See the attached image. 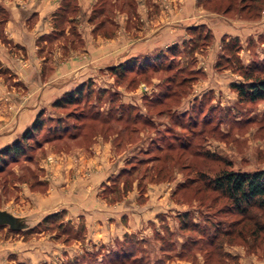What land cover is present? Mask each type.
<instances>
[{
  "label": "rangeland",
  "instance_id": "obj_1",
  "mask_svg": "<svg viewBox=\"0 0 264 264\" xmlns=\"http://www.w3.org/2000/svg\"><path fill=\"white\" fill-rule=\"evenodd\" d=\"M57 2L52 29L36 41V53L50 67L42 66L41 78L48 83L47 91L40 86L31 89L21 78L18 87L14 90L9 87L0 97L4 101L0 105V133H9V126L19 128L13 138H6L0 150L19 140L39 115L43 121L39 131L29 140H23L25 155L5 156L0 160V209L17 216L39 214L37 223L41 224L19 231L1 225L0 264H62L75 258L80 260L79 264H98L110 249L120 244L133 249L137 264H264V217L256 234L252 224H245L240 226L244 228L240 235L235 233L229 237L219 233L220 238L213 245L212 236L200 238L201 232L214 235L218 225L228 228L239 216L232 213L225 197L205 190L199 180L222 170L264 169V100L240 101L231 87L232 83L243 81L242 67H249L253 61H264V9L255 19L239 12L243 5L239 0L227 14L204 10L196 0L197 9L207 16L206 24L190 26L197 27L194 35L187 32L190 28L187 27L186 36L176 35L166 46L152 48L159 43L157 37H167L163 30L166 26L175 31L172 19L167 18L170 12L180 13L181 0ZM161 14L168 15L165 21H154ZM208 34L211 37L207 38ZM225 43L234 49L231 52L238 63L232 58L229 62L225 60L229 54ZM172 47H176L175 52L168 53L165 61H157L162 64L156 72L152 68L145 73L128 70L124 75L110 71L130 58L145 55L152 58L153 54ZM149 49L153 50L149 52ZM21 54L26 58V53L21 51ZM66 59L74 70L60 77L58 72L50 78L56 65ZM172 75L175 79L170 83L173 91L168 104L163 108L146 107L144 101L165 89L167 77ZM86 82L89 86L84 88L81 103L63 108L54 106L66 93ZM113 109H120L125 118L117 121L116 114L111 113ZM158 109L164 112L154 115L157 121L154 129L136 118ZM170 111L182 115L181 123L187 130L175 126L173 134L166 133L172 123ZM19 121L20 127H16ZM62 132L65 136L54 138ZM157 133L162 135L165 148L171 143L175 150H152L143 154ZM180 135L185 136V143L188 141L186 149L179 148L177 137ZM97 142L110 144L115 153L112 161L124 164L122 168L129 162L136 163L157 154L164 158L155 162L162 165L159 181L143 184V194L136 188L141 204L147 202L144 196L147 192L157 199L162 194L167 196L165 211L155 223H149L148 231L143 225L136 233L93 244L81 216L70 218L65 207L57 204L52 208V203L49 204L50 199L57 198L52 192L61 191L62 183L72 182L73 165L80 157L90 156ZM69 161L72 165L66 169ZM146 164L152 163L146 161L134 171L130 191L135 190L134 183L143 175ZM122 168L107 179L110 188L113 187L108 192L111 200L123 198L120 189L124 179L118 182L117 189L111 181ZM68 170L69 180H66L64 173ZM181 184L185 189H178ZM66 186L63 189L70 192ZM109 195L100 198L109 202L105 199ZM184 211L189 212L188 226L182 230L177 216ZM58 212L62 213V229L58 227L61 221L43 223L46 216ZM65 229L71 232L66 234ZM91 252L99 253L91 257Z\"/></svg>",
  "mask_w": 264,
  "mask_h": 264
},
{
  "label": "crops",
  "instance_id": "obj_2",
  "mask_svg": "<svg viewBox=\"0 0 264 264\" xmlns=\"http://www.w3.org/2000/svg\"><path fill=\"white\" fill-rule=\"evenodd\" d=\"M57 1L0 0V97L4 96L3 91L8 90L9 87L12 90L15 89L16 85L18 87L21 78L28 82L30 88L40 86L47 91L45 85H48V83L43 82L41 78L42 66L47 64V69L50 67L48 63L44 62L45 58L36 53L38 51L36 41L40 36H46L52 29V14L58 8ZM181 1L179 14L171 13L168 10L170 17L167 20L172 19L175 31L169 30L170 25L166 26L163 30L164 35H167V37L164 39L157 37L159 43L150 47L160 48L166 46L168 41L177 38L176 35L185 34L186 36L185 30L187 27L200 23L206 24L207 16L203 13L204 11L197 9L196 0ZM162 10L163 7L160 6L159 11ZM162 14L156 17L154 21L164 22L168 15L165 17ZM44 42L46 41L44 40ZM151 50L153 49H149V52ZM21 51L27 54L26 58L22 56ZM68 62L69 60L66 59L64 63L54 64L56 69L49 75L50 78L53 74L57 75L58 72V77L72 72L74 69L69 67ZM50 64L52 63L50 62ZM2 102L4 103L0 99V105L3 104ZM19 125L20 121L16 127ZM7 128L9 133H0V145L4 144L6 138H13L16 131L19 130V128H15V125ZM91 150V157L84 155L73 165L72 172H74L75 178L72 182L62 183L61 191L52 192V196L54 194V197L57 198L50 199L49 204L52 203V208H55L57 204H60L63 208L65 207L69 210L68 215L70 218L81 216L87 228V235L93 244L110 242L122 238L126 233H136L140 231V227L143 228V225H145V230L148 231L149 223H155L159 215L165 211L164 201L167 196L162 194L160 199H157L158 197H154L147 192L144 195L147 202L141 204L138 201L139 195L136 191V183H134L135 190L129 191L127 196L120 189L121 193L124 194H122L123 198L121 200H111L109 193H107L109 198H105L109 202L100 198L106 195V189L110 187V183L107 181L108 177L112 173L116 174L124 164L119 165L112 161L115 153H112L108 143L97 142ZM71 165L72 163L69 161L66 169H69ZM68 174L69 170L64 173L66 180H69ZM64 185H67L66 191L70 192H65ZM28 215H33L37 224L40 215L36 213Z\"/></svg>",
  "mask_w": 264,
  "mask_h": 264
},
{
  "label": "trees",
  "instance_id": "obj_3",
  "mask_svg": "<svg viewBox=\"0 0 264 264\" xmlns=\"http://www.w3.org/2000/svg\"><path fill=\"white\" fill-rule=\"evenodd\" d=\"M240 3H243V5L240 6L239 12H245L247 13V16L250 18H259L261 16V11L264 9V0H239ZM236 0H197L198 6H201L204 10L207 11H213V12H222V14H227L232 11ZM197 30V27H190L187 28V32L189 34H195V31ZM211 37V35H207V38ZM191 40V39H190ZM226 40V38H223V41ZM192 41V40H191ZM195 43V41H192ZM225 42V41H224ZM176 50V47H172L171 49H166L163 51H160L156 54H151L152 58L150 56H141V57H133L128 59L127 61L121 63L118 66L112 67L110 71L113 74H119L124 75L125 72L128 70H137L145 73L148 69L152 68L154 72L159 70V66L166 60L168 53L172 54ZM225 50L229 53L225 56V60L229 62L232 59H235V61L238 63V58L233 57L232 48L231 45H227L225 43ZM173 55V54H172ZM224 55L220 57L223 58ZM166 71L169 70L168 67H166ZM161 69V68H160ZM240 70H242V74L244 76L243 81L232 83L231 87L237 92L238 99L240 101H249V102H255L259 100H264V61L257 62L253 61L249 67L244 68L242 67ZM167 85L165 89H162L159 94L156 96L153 95L150 97L149 100H145L144 104L146 107L155 109V108H163L168 104L169 98L172 96V87L170 83L174 82V75L167 77ZM91 82V81H89ZM89 82L82 83L69 93H66L60 100H58L56 103H54L55 107H65L67 105H78L83 101V93L84 88L89 86ZM184 83V82H183ZM182 83V84H183ZM164 112L163 109H158L154 113L145 112L144 115H136V118H140L141 122L152 129L156 127L157 121L155 120V116H159ZM111 113L116 114L114 117L117 121H121L123 118H125V115L121 113L120 109H117L116 111L113 109ZM155 115V116H154ZM114 116V115H113ZM169 119L172 123L167 127L166 133L173 134L174 127H180L182 130H187V128L183 127L181 123V117L182 115L175 114L174 111L169 112ZM83 118V116L81 117ZM85 118V117H84ZM130 119V117H127ZM132 120V119H130ZM105 121L103 120V123ZM43 126V121L40 119V115L35 119L30 129L25 131L22 135V137L11 143L10 145L6 146L2 150H0V160L4 159L5 156H11L13 158H18L20 156L25 155L24 150L25 147H23L22 143L23 140H29L30 136L35 134L36 131H39ZM159 130V129H158ZM94 133H98L97 131H94ZM100 134V133H99ZM64 133H57L54 138H62ZM184 135H180L178 138V142L181 146L179 148L186 149L188 146V141L184 142ZM173 140H176L175 137L171 138ZM162 141L164 139L161 136H158V133L155 136V139H151L150 141V147L146 149L143 152V154H148L149 151L156 150L158 152L164 151L165 149L169 151L175 150V147L173 144L169 143L167 147L165 148L164 144H162ZM165 157H168V155L165 154ZM162 159H164L159 154L153 155V157H149L148 159H141L136 163L129 162L127 165H125L119 173L116 175L114 179H112V183L114 185V189H117L118 182L124 179L123 184L124 186L121 188L124 194H126L127 191H130L129 188L131 186L133 187V180L132 176L134 171L137 169L138 166H141L142 164L146 163L148 161L152 164L148 165L146 164V170L143 172V175H141L139 181L136 183V188L139 189V191L143 194L145 191L142 187L143 184L149 182H156L159 181L160 173H162V165L159 163L158 165L155 164V162H161ZM150 177V178H149ZM159 177V178H158ZM204 187L205 190H210L211 192H217L221 196L225 197L228 201V206L231 208L232 213L239 216L237 221H235L233 224H228V228L223 229L218 225L216 227V232L214 235H211L207 232H201L200 235L201 239H207L210 237V243L211 245L214 244L215 240H218L220 235L222 236H231L235 233L242 234L243 229L240 226H244L245 224H252V231L255 232L256 230L262 227V217H264V169L262 170H255V171H233V170H222L218 172L217 174L211 175V176H202L199 179ZM197 180V181H199ZM111 183V184H112ZM112 185V186H113ZM111 186V185H110ZM185 185H178V189H185ZM113 187H108L106 189V195L109 192V190ZM177 190V189H176ZM174 190L173 193H177ZM121 193V195L123 194ZM123 194V195H124ZM120 197V196H119ZM120 198H116L115 200H119ZM189 215L188 211H184L180 213L177 218L180 220V227L182 230L187 229L188 223L186 221V217ZM62 213H53L44 218L43 223L44 224H52L54 222L61 221ZM161 219V218H160ZM53 220L54 222H52ZM59 223V222H58ZM63 222L61 221L59 223V228H63ZM41 224L37 223L33 227L27 229L31 230L34 229L36 226H40ZM234 226V227H232ZM237 227H240L239 229ZM236 228V229H235ZM238 229V230H237ZM69 229H65L64 232L69 233L71 231H68ZM237 230V231H236ZM15 231V230H13ZM19 231V230H18ZM131 237V235H129ZM128 238L127 235H125V239ZM216 242V241H215ZM119 245V244H118ZM136 246V244H135ZM90 255L93 257L94 252H91ZM128 253V254H127ZM133 249H130L129 247H125L123 245L116 246L114 249H110L108 251V255H104V257L100 260L98 264H137V259L135 255L133 254ZM96 257V256H95ZM79 259L75 258L72 261H64L62 264H79Z\"/></svg>",
  "mask_w": 264,
  "mask_h": 264
},
{
  "label": "water",
  "instance_id": "obj_4",
  "mask_svg": "<svg viewBox=\"0 0 264 264\" xmlns=\"http://www.w3.org/2000/svg\"><path fill=\"white\" fill-rule=\"evenodd\" d=\"M6 225L11 230H27L36 225L33 215L17 216L8 210L0 209V226Z\"/></svg>",
  "mask_w": 264,
  "mask_h": 264
}]
</instances>
